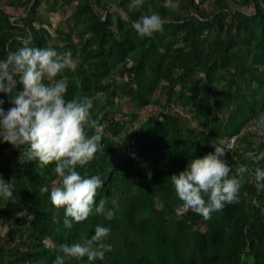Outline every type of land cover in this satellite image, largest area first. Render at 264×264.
I'll list each match as a JSON object with an SVG mask.
<instances>
[{"label":"trees","instance_id":"obj_1","mask_svg":"<svg viewBox=\"0 0 264 264\" xmlns=\"http://www.w3.org/2000/svg\"><path fill=\"white\" fill-rule=\"evenodd\" d=\"M116 2L9 0L13 10L23 8L18 18L0 5V59L22 46L17 35H31V46L72 52L76 69L63 73L66 99L104 93L91 113L105 125V152L77 170L103 180L97 204L104 198L107 207L118 205L111 221L94 214L66 228L64 210L50 201L59 181L55 165L29 162L0 141V175L15 185L14 203L0 197V225L7 227L0 264H54L60 245L91 238L97 225L110 228L112 250L93 264H264V191L254 180L264 159H253L264 152V137L253 131L264 113V0H144L137 8L118 0L119 10ZM66 6L72 28L51 33L42 10ZM151 13L165 20L163 32L140 37L132 21ZM160 95L189 114L198 130L187 129L178 112L145 116L142 109L156 108ZM233 138L223 158L230 175L242 165L250 172L240 202L206 221L183 206L169 179ZM45 186L49 192L41 191ZM65 264L88 262L65 257Z\"/></svg>","mask_w":264,"mask_h":264},{"label":"clouds","instance_id":"obj_2","mask_svg":"<svg viewBox=\"0 0 264 264\" xmlns=\"http://www.w3.org/2000/svg\"><path fill=\"white\" fill-rule=\"evenodd\" d=\"M143 2L131 0L129 7L137 8ZM112 6L119 10L118 0ZM164 25L165 20L158 13L144 14L132 21L137 34L147 38L162 33ZM16 40L22 46L9 50L0 59V94L7 97L0 99V141L20 151L29 162L38 161L41 167L55 165L59 181L50 190V201L55 209L64 210L66 228L94 214L111 221L118 210L116 202L109 208L106 199L101 198L98 204L96 201L103 180L99 175H82L77 170L95 160L97 153L105 152L102 144L105 125L91 113L94 100H100L104 93L66 99L68 80L63 73L66 69H76L72 52L31 46V35H17ZM6 103L11 105L7 110ZM253 131L264 137V113L256 118ZM214 149V153L203 158L191 159L184 171L169 179L183 206L206 221L226 205L240 202L242 183L250 172L242 165L230 175L232 169L223 159L228 150L219 144ZM253 159H264V152ZM254 180L257 191H264V169L255 168ZM14 189L12 181L6 182L0 175V197L14 203ZM41 191L49 192V189L45 186ZM109 234L110 228L97 225L91 238L60 245L61 255L56 256L54 264H65V257L76 260L86 257L88 264L103 261L112 250L106 243Z\"/></svg>","mask_w":264,"mask_h":264},{"label":"rangeland","instance_id":"obj_3","mask_svg":"<svg viewBox=\"0 0 264 264\" xmlns=\"http://www.w3.org/2000/svg\"><path fill=\"white\" fill-rule=\"evenodd\" d=\"M196 2H198L199 0H195ZM174 4H178V2L176 1ZM207 4H209L208 2H206L204 4V6H207ZM0 5L2 6V9L8 13L13 14L15 17H21L23 16V8L18 9L17 11L13 10L12 7L9 5V0H0ZM210 6H207V8H209ZM65 8H67L66 10H62L60 12H51V11H46V10H42L43 14L45 15V17H47L49 19L50 25L48 26L50 29L49 31L51 33H55V31H63L64 33H66L67 31H69L72 28V24H70L69 21V16L71 14V9L66 6ZM246 8V7H245ZM210 9V8H209ZM77 40V39H76ZM117 84L120 83V80L117 78L115 81ZM164 94V93H163ZM154 101H157V104H153L156 105V108H154L153 106L148 107L145 111L144 109H142L141 112H144L145 116H148L149 113H153L156 114V117H160L162 114L167 113V112H178L181 115V118L183 119V122L186 125V128L189 130H198L197 128V122L191 118V116H189V114L183 112V110L179 107H171L169 105L167 96L165 95H160L158 96ZM134 107H132V105L130 104H124L123 110H126V112L129 113H133L134 111ZM259 142V141H258ZM184 208H180L178 210L179 213L182 212ZM0 219L1 221H3V216L2 214H0ZM202 230H204V228H201ZM0 235L4 238L7 237V227L0 225ZM48 246H52V244L50 242H46Z\"/></svg>","mask_w":264,"mask_h":264},{"label":"built area","instance_id":"obj_4","mask_svg":"<svg viewBox=\"0 0 264 264\" xmlns=\"http://www.w3.org/2000/svg\"><path fill=\"white\" fill-rule=\"evenodd\" d=\"M235 144V138L228 140L226 149L228 150L227 152H231L234 148Z\"/></svg>","mask_w":264,"mask_h":264},{"label":"bare ground","instance_id":"obj_5","mask_svg":"<svg viewBox=\"0 0 264 264\" xmlns=\"http://www.w3.org/2000/svg\"><path fill=\"white\" fill-rule=\"evenodd\" d=\"M31 213V212H30Z\"/></svg>","mask_w":264,"mask_h":264}]
</instances>
